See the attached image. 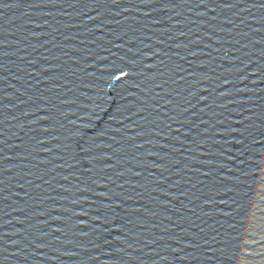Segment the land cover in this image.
<instances>
[{"label":"snow or ice","instance_id":"snow-or-ice-1","mask_svg":"<svg viewBox=\"0 0 264 264\" xmlns=\"http://www.w3.org/2000/svg\"><path fill=\"white\" fill-rule=\"evenodd\" d=\"M119 75H120V77H124V76H126V75H127V73H126V72H123V71H121Z\"/></svg>","mask_w":264,"mask_h":264}]
</instances>
